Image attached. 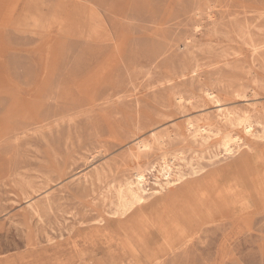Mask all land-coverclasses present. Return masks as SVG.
I'll return each mask as SVG.
<instances>
[{"label":"rangeland","instance_id":"374dc122","mask_svg":"<svg viewBox=\"0 0 264 264\" xmlns=\"http://www.w3.org/2000/svg\"><path fill=\"white\" fill-rule=\"evenodd\" d=\"M0 264H264V0H0Z\"/></svg>","mask_w":264,"mask_h":264},{"label":"bare ground","instance_id":"6f19581e","mask_svg":"<svg viewBox=\"0 0 264 264\" xmlns=\"http://www.w3.org/2000/svg\"><path fill=\"white\" fill-rule=\"evenodd\" d=\"M245 123L248 126L250 125V123L248 121H245ZM144 182H145V176L143 175V173H137L136 174V183H137L138 189H141V184H144ZM123 191L124 190L119 191L120 210L122 211V213L133 208L141 200V196L139 195V193L136 190L129 188V193L127 195L124 194Z\"/></svg>","mask_w":264,"mask_h":264},{"label":"crops","instance_id":"0c3cea01","mask_svg":"<svg viewBox=\"0 0 264 264\" xmlns=\"http://www.w3.org/2000/svg\"><path fill=\"white\" fill-rule=\"evenodd\" d=\"M232 192H234V193H236V190H232ZM177 200V199H176ZM176 200L175 201H173V202H171V203H174V202H176ZM208 201V199L207 198H205L204 199V202H207ZM183 220V223H187V224H193L194 223V221H193V219H191L189 216H183V218H182ZM185 227L187 228V225L185 224ZM188 229V228H187ZM131 233H132V239L133 238H135V242H137L140 246H141V248H143V249H146V247H145V243H144V241L142 242V239H139L138 237H136L135 235H134V233L132 232V231H130ZM147 250V249H146ZM148 251V250H147ZM148 252H150V256H151V258L150 259H154L155 257H157V252L156 251H148ZM153 255V256H152Z\"/></svg>","mask_w":264,"mask_h":264}]
</instances>
